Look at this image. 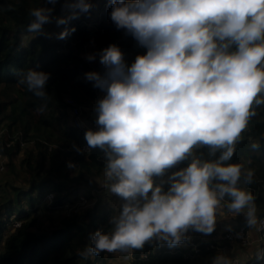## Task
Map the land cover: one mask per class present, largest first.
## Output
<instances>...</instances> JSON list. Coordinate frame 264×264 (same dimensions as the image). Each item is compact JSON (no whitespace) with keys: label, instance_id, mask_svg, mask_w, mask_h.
<instances>
[{"label":"clouds","instance_id":"clouds-1","mask_svg":"<svg viewBox=\"0 0 264 264\" xmlns=\"http://www.w3.org/2000/svg\"><path fill=\"white\" fill-rule=\"evenodd\" d=\"M59 2L46 0L30 9L27 31L48 35L44 25L53 19L57 26L67 25L93 7L90 0H64L71 14L53 17ZM109 3L117 29L147 51L130 66L115 44L86 57L89 62L98 58L103 71H89L84 78L105 95L96 102L97 129H88L84 139L89 149L104 153V186L121 203L110 218L111 233L97 230L83 255L142 249L153 240L174 247L189 230L211 234L226 198L229 211L255 226V197L238 186L241 166L227 162L255 115L253 105L264 104V0ZM71 31L65 28L57 38ZM49 79L50 73L29 69L18 83L46 102ZM200 147L213 157L219 153L218 158L196 156ZM189 158L187 167L166 180L154 179ZM67 167L76 165L69 161ZM253 176L248 170L243 182L251 184ZM212 264L232 262L217 254Z\"/></svg>","mask_w":264,"mask_h":264},{"label":"trees","instance_id":"trees-1","mask_svg":"<svg viewBox=\"0 0 264 264\" xmlns=\"http://www.w3.org/2000/svg\"><path fill=\"white\" fill-rule=\"evenodd\" d=\"M90 2L92 9L67 25L57 26L55 19L44 25V31L55 30L53 37L48 32L36 35L27 31L30 9L44 6L46 0H0V130L7 128L0 134V157L6 159L0 163V264H108L107 260L117 256L107 252L83 255L97 230L111 233L113 226L109 221L116 214L101 211L99 203L85 213L70 209L60 214L72 198L80 195L93 198L91 188L101 187L106 180V161L100 149L79 154L73 148L74 144L82 148L86 143L87 130L73 124L72 105L67 99L89 107L85 114H96L98 89L84 74L103 70L98 58L89 62L87 55L115 44L130 66L137 55L147 51L125 30L117 29L110 19L109 0ZM70 14L64 0H60L53 17ZM63 28L75 31L65 39H58ZM29 69L50 73L46 102L18 83L19 75ZM253 111L255 115L249 119L227 163L241 166L238 186L254 195L256 214L264 217V104L253 105ZM253 144L259 147L253 148ZM194 152L205 160L219 156V153L210 156L206 147ZM69 161L76 167H67ZM190 163L191 158L181 162L169 176ZM248 170L254 172L251 184L243 182ZM168 187L165 184L164 190ZM50 193L53 197L48 201ZM228 202L226 198L221 204L226 214L235 216L232 226L248 227L243 214L228 210ZM214 236L193 238L197 250L193 246L171 247L153 240L142 249H132L129 260L131 264H212L222 248L232 245L223 234ZM212 244L216 248H211ZM249 264H264V259L256 256Z\"/></svg>","mask_w":264,"mask_h":264},{"label":"rangeland","instance_id":"rangeland-1","mask_svg":"<svg viewBox=\"0 0 264 264\" xmlns=\"http://www.w3.org/2000/svg\"><path fill=\"white\" fill-rule=\"evenodd\" d=\"M64 30L65 29L63 28L62 31H64ZM44 32H48V33L52 34L53 37L56 36L55 30H53L52 28L48 29ZM98 71H103V70H98ZM99 92H100V90L98 89L97 93H99ZM67 100H69V99H67ZM83 108H84V111L90 110L89 107H83ZM70 111L72 113V110H70ZM84 115H85V117H87L86 115H90L91 117H94V119H97V113L94 114L92 112L91 113L87 112L86 114L84 113ZM4 131H7L6 127L4 129L0 130V134L3 133ZM11 137L13 138L14 135H11ZM5 160H6L5 158L0 157V163H2ZM171 171H172V169H170L166 173L165 177H163V178L158 177V178H154V179L158 183L159 181H161V179H166L169 176V173ZM98 181H101V179H98ZM102 182L104 184L102 183L101 187L98 188V187L93 186L91 188V190L93 192V198H86L84 195H80L77 198H72V200H71L72 202H70V201L67 202L64 205L63 211L60 214L68 213V212H70V209H75V210H78L82 213H85L88 209L94 208L97 205V203H99L98 207L101 211L105 210V211H109L113 215L117 214L118 211L120 210L119 206H120L121 201L118 197L112 195L107 190V188L104 186L107 183V181L104 180ZM48 197H50V195H48L46 198L49 201ZM256 216H257V214H256ZM233 217H235V216H233L232 214H226L225 213V211L223 210V206L221 204V207L217 210V223H216V229L214 231L216 233H211V234L206 235V234H202L199 232H195L193 230H189V232L187 233L188 238L185 239L184 241L186 243H190V242H192L193 238L198 237V236L202 237L203 239H208V238L212 237L214 234H215L214 237H220V235L223 234L227 229L233 228L232 224L234 222L232 221V219H235ZM258 219H259V217L257 216V224L254 226L256 228L255 230L258 229L257 228ZM247 247L249 248V247H251V245L243 246L242 244H240L237 241H232V245L227 247V248H223L220 251V253H223V255L227 256L232 261V259H234V258L238 259V258H240L238 256H241V255H244L245 253H247L248 252ZM115 257L116 258L114 260L109 259L106 262L108 264H110V263H112V264H131V261L127 257H123L121 255H119V256L117 255Z\"/></svg>","mask_w":264,"mask_h":264},{"label":"built area","instance_id":"built-area-1","mask_svg":"<svg viewBox=\"0 0 264 264\" xmlns=\"http://www.w3.org/2000/svg\"><path fill=\"white\" fill-rule=\"evenodd\" d=\"M105 95L104 92L100 91L98 93V97H97V101L101 98H103V96ZM69 104L72 105V115H73V123L75 126L81 128V129H93L96 130L97 129V125L95 123V121H90L88 119L85 118L84 116V108L83 106L79 105L77 103V101H74L72 98H69L68 100ZM82 149H84L85 151H89L90 149L87 146V143H85L82 146ZM50 197L49 201L52 200V193L49 194ZM258 232L259 235L261 237V252L258 255H255V257L257 256H262L263 254V247H264V217H259L258 219ZM223 238H226L230 241H237L240 244H242L243 246L249 245L250 241H249V232H248V228L245 226H238L237 228H230L228 230H226L223 233ZM177 246H193L196 250L197 248V244L195 242H190V243H186L185 241H182L181 244L177 245ZM211 248H216L215 244H212L210 246ZM223 249V248H222ZM106 252V251H105ZM109 253V252H107ZM114 253L116 255H121L123 257H127V258H131L132 257V249L128 250V251H116V252H111ZM220 255H223V253H219ZM144 256H147L146 254ZM254 260V259H253ZM252 260V261H253ZM232 264H249L251 261L249 262H243L240 259L234 258L232 259Z\"/></svg>","mask_w":264,"mask_h":264},{"label":"crops","instance_id":"crops-1","mask_svg":"<svg viewBox=\"0 0 264 264\" xmlns=\"http://www.w3.org/2000/svg\"><path fill=\"white\" fill-rule=\"evenodd\" d=\"M233 227V226H232ZM248 232H249V245L251 247H247L248 252L245 253L244 255L238 256L241 261L243 262H249L252 261L255 258V255H258L261 251V237L259 235L258 229L255 230L256 228L254 226L252 227H247ZM258 228V226H257ZM230 229V228H229ZM228 230V229H227ZM252 250V251H251Z\"/></svg>","mask_w":264,"mask_h":264}]
</instances>
